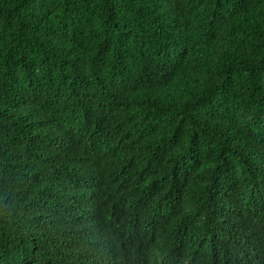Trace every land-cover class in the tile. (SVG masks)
Segmentation results:
<instances>
[{"label":"trees","instance_id":"obj_1","mask_svg":"<svg viewBox=\"0 0 264 264\" xmlns=\"http://www.w3.org/2000/svg\"><path fill=\"white\" fill-rule=\"evenodd\" d=\"M0 264H264V0H0Z\"/></svg>","mask_w":264,"mask_h":264}]
</instances>
